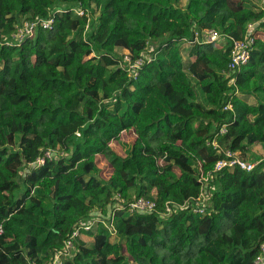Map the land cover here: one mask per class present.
<instances>
[{
    "label": "trees",
    "instance_id": "1",
    "mask_svg": "<svg viewBox=\"0 0 264 264\" xmlns=\"http://www.w3.org/2000/svg\"><path fill=\"white\" fill-rule=\"evenodd\" d=\"M48 18L49 30L12 39ZM249 25V59L230 72ZM204 29L224 43L196 40ZM123 53L152 60L133 78ZM123 132L121 155L111 144ZM226 151L258 164L213 175L194 212L199 176ZM263 169L264 9L252 0H0V264H51L93 218L115 233L99 220L62 264H254ZM139 197L154 211L130 213ZM166 203L185 208L165 216Z\"/></svg>",
    "mask_w": 264,
    "mask_h": 264
},
{
    "label": "built area",
    "instance_id": "2",
    "mask_svg": "<svg viewBox=\"0 0 264 264\" xmlns=\"http://www.w3.org/2000/svg\"><path fill=\"white\" fill-rule=\"evenodd\" d=\"M76 14L79 16L83 15L81 10H77ZM53 25V19L48 18L46 20L35 21L32 23L24 22L22 25L16 27V32L12 35V39L16 42H22L26 36L32 34L35 27L39 26L44 30H49ZM253 25H249L248 33L244 40L242 41H232L231 51H230V62L228 65V69L230 72H233L235 69L239 68L240 66L244 65L249 59V53L251 50V46L253 44ZM196 40L200 39L201 43L205 44H218L222 45L223 38L222 36L214 29H204L201 31L200 34H195ZM152 60V56L150 54H145L144 56L132 60L130 56L126 53H123L122 60L118 62V65L123 69L126 70L129 75L135 78L138 75V71L140 68L147 62ZM224 132V129L221 130V133ZM52 154L51 151L47 150L44 152L43 157L37 159L36 164L42 165L45 162V159L51 158ZM258 164L256 163H248L241 158L238 157L236 153L226 151L225 157L215 164L212 172L207 173L206 175L201 174L199 179L202 183L201 192L199 197L195 200V208H193L194 212L202 213L203 206H205L208 202V194H207V184L212 179L213 175L220 172L222 169L225 168H232L238 167L243 171L250 172L254 169V167ZM264 171V169L262 170ZM117 204H113L111 209ZM176 208H185V206L179 207L172 203L165 204V216H168L171 211L172 207ZM155 209V203L152 200L146 199L144 197L133 198L130 205H129V212L130 213H138V214H147L153 212ZM112 215V214H111ZM102 221L103 225L108 229L111 234H114L115 231L110 223L106 222L103 219L93 218L88 221L82 222L78 225V227L72 232L70 237L64 242V246L62 250L55 256L51 264H62L64 258H68L73 249H74V242L77 238H81L84 232H90L93 229V226L96 222ZM111 221V219H110ZM3 230L0 226V235L2 234ZM254 264H264V243L260 246V253L256 257Z\"/></svg>",
    "mask_w": 264,
    "mask_h": 264
},
{
    "label": "rangeland",
    "instance_id": "3",
    "mask_svg": "<svg viewBox=\"0 0 264 264\" xmlns=\"http://www.w3.org/2000/svg\"><path fill=\"white\" fill-rule=\"evenodd\" d=\"M253 2H254V4L255 5H257V7H259V8H263L264 9V2H263V0H252ZM182 5H183V3H182ZM95 16V15H94ZM224 43V40H223V42H222V44ZM189 47L190 46H185V47H183V50H182V58L186 61V62H189L191 59H192V56H191V54H190V51H188L189 50ZM119 53H121L120 51H117V55L119 54ZM252 100V99H251ZM132 141V135L131 134H129V132H123L122 133V135H121V137H120V143L119 144H117L116 142H113L112 144H111V146H112V148L116 151V152H118V153H120L121 155H123L124 154V150L126 149V145L125 144H128V143H130ZM100 168H101V173L99 174V177L100 178H102V179H104V180H107L108 178H109V176H110V174H111V171H110V169L106 166V165H104V164H102L101 166H100ZM91 217H97L95 214H93V215H91ZM81 239L82 240H84L86 243H89L90 241H91V239L90 238H88V237H85V236H82L81 237Z\"/></svg>",
    "mask_w": 264,
    "mask_h": 264
}]
</instances>
